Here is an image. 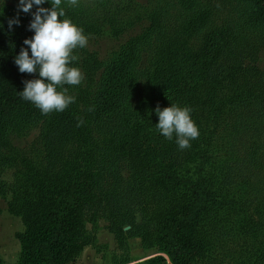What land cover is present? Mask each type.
<instances>
[{
	"label": "trees",
	"instance_id": "1",
	"mask_svg": "<svg viewBox=\"0 0 264 264\" xmlns=\"http://www.w3.org/2000/svg\"><path fill=\"white\" fill-rule=\"evenodd\" d=\"M136 4L127 0L125 9ZM141 6L145 16L154 12L148 25L95 65L97 77L72 94L75 103L48 115L22 99L24 81L37 74L14 62L33 35L31 15L20 12L9 29L17 12L0 14V126L15 117L40 124L27 148L0 144V159L15 169L10 182L0 178V197L24 226L18 264H72L93 243L87 223L102 218L118 241L139 237L168 257L145 264H264V187L238 182L262 173L264 45L251 43H264V0ZM67 12L73 22L88 16L84 6ZM171 103L193 109L199 136L188 148L155 127L156 107ZM182 156L201 159L192 177L179 173Z\"/></svg>",
	"mask_w": 264,
	"mask_h": 264
},
{
	"label": "rangeland",
	"instance_id": "2",
	"mask_svg": "<svg viewBox=\"0 0 264 264\" xmlns=\"http://www.w3.org/2000/svg\"><path fill=\"white\" fill-rule=\"evenodd\" d=\"M127 0H78L77 6H71L65 0L64 5L66 13L71 7L84 6L88 16H85V21H74L80 27L84 29V33L88 36V44L83 49H76L75 54L79 57L78 66L84 74V79L80 85L68 86L70 94H75L80 89L88 90L92 85L93 80L91 77L95 76L94 69L100 65V62L108 59L112 55L116 54L120 48L125 44L131 37L138 34L148 23L150 22V15L154 12L149 13L147 16L141 14L139 9L141 5L157 8L160 2L164 0H135L137 3L130 13L127 12L126 8ZM134 1V0H131ZM18 0H6L3 7L0 3V14L13 10L17 12ZM112 6V13L115 15V23L110 22L109 6ZM50 5L45 4V7ZM119 7L122 9L121 16L116 13L114 8ZM32 11H35V7ZM131 14L130 16L128 14ZM117 18V19H116ZM252 45H264L260 40H255ZM261 54V55H260ZM261 60L264 59V49L259 52ZM85 62H90V65H84ZM96 65V66H95ZM98 75V74H97ZM96 75V77H97ZM0 126V136L3 138L0 140V144L9 145L10 143L15 147L21 149L27 148V146L33 142V140L39 135V125L23 124L19 117L13 119L9 118L3 122ZM188 151V149H186ZM184 157H180L177 163H180L179 173L184 175L185 178L192 177L193 173L199 171L198 165L200 158L185 162ZM11 162L7 159H0V178L10 182L13 179L15 169L11 166ZM262 167V173L260 176H254L252 181L239 180L241 182L240 188L243 190H250L251 188L260 189L263 184L261 182L264 176V157L260 163ZM128 171H124V175H127ZM6 202L0 197V255L6 258L8 264H18L19 260V249L20 243L15 236V232L22 229L23 224L20 218L14 217L8 213L6 209ZM137 219L141 222V215L136 214ZM107 219H98V225L95 228L90 223H87V229L91 230V234L94 237L93 243L88 245L85 252L72 264H145L144 262L157 255L166 256L160 253L157 247L145 248L141 238L130 237L122 241H118L115 236L109 232L108 226L111 221ZM112 219V218H111ZM126 226L124 230L129 229ZM96 239V240H95ZM168 259V257L166 256ZM168 262H170L168 260ZM200 264H208L204 260L199 261Z\"/></svg>",
	"mask_w": 264,
	"mask_h": 264
},
{
	"label": "clouds",
	"instance_id": "3",
	"mask_svg": "<svg viewBox=\"0 0 264 264\" xmlns=\"http://www.w3.org/2000/svg\"><path fill=\"white\" fill-rule=\"evenodd\" d=\"M67 2L78 5V0ZM0 3L4 7L6 0ZM63 5L64 0H18L17 14L8 20L12 29L21 23L20 12L31 15L28 29L33 35L23 41L26 47H21L14 62L21 73L37 74L36 78L24 81L20 94L44 115L63 112L75 103L76 97L70 94L68 86L80 85L84 79L83 72L74 64L79 59L75 50L87 46L88 36L66 15ZM192 112L190 106L173 103L162 109L157 106L155 113L159 119L155 127L166 139H174L180 149L188 148L199 136Z\"/></svg>",
	"mask_w": 264,
	"mask_h": 264
},
{
	"label": "crops",
	"instance_id": "4",
	"mask_svg": "<svg viewBox=\"0 0 264 264\" xmlns=\"http://www.w3.org/2000/svg\"><path fill=\"white\" fill-rule=\"evenodd\" d=\"M6 202V201H5ZM0 209H1V207H0ZM6 209H7V206H6ZM1 211H2V209H1ZM2 212H4V211H2ZM1 212V213H2ZM0 213V214H1ZM9 213V212H8ZM10 214V213H9ZM12 216H14V215H12ZM14 217H17V216H14ZM17 218H19V217H17ZM21 220V219H20ZM24 230V226L22 227V229L21 230H19V231H17V232H15V236H16V234L18 233V232H22ZM18 240V239H17ZM20 247V246H19ZM88 246H85L84 248H83V251H82V253H81V256H82V254H83V252H85V250H86V248H87ZM19 252H20V249H19ZM0 260H1V262L2 263H4V264H8L5 260H6V258H4V257H2L1 255H0Z\"/></svg>",
	"mask_w": 264,
	"mask_h": 264
},
{
	"label": "water",
	"instance_id": "5",
	"mask_svg": "<svg viewBox=\"0 0 264 264\" xmlns=\"http://www.w3.org/2000/svg\"><path fill=\"white\" fill-rule=\"evenodd\" d=\"M166 257V256H165Z\"/></svg>",
	"mask_w": 264,
	"mask_h": 264
}]
</instances>
